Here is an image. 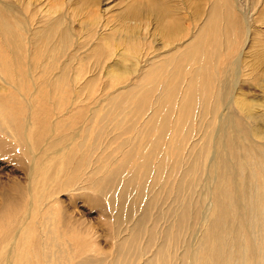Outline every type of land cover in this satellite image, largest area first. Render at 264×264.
Instances as JSON below:
<instances>
[{
	"label": "bare ground",
	"instance_id": "obj_1",
	"mask_svg": "<svg viewBox=\"0 0 264 264\" xmlns=\"http://www.w3.org/2000/svg\"><path fill=\"white\" fill-rule=\"evenodd\" d=\"M148 2L146 12L161 21V33L167 38V43L175 42L176 37L182 33V28L180 21L178 22L179 19L173 17L174 10L171 5L162 0H148ZM140 9L142 12L141 7ZM13 10V5L0 1V17L11 21L17 29L19 28L18 15L15 13L17 10H14L15 12ZM138 10L139 7L134 4L128 6L127 12L133 17L139 14ZM234 11H237V14ZM128 13H124V16H129ZM244 19L241 10L236 9L230 0H212L208 16L189 42L184 43L185 46L182 48L172 49V53L167 52L157 59L158 61L150 62L151 65L141 77L150 85L134 84L128 90L119 93L120 99L114 101V106H118L120 110L124 109L126 113H123L124 116L129 113L131 116L135 112L145 110L150 97L154 96L149 124L144 123L143 126L145 125L146 128L142 126L139 134L154 131L156 136L146 140L147 143L144 146L146 151L140 164L128 172H125L123 164L108 168L101 177L94 174L88 176L89 187L94 195V200L91 199V201L97 204L99 195H101L106 202V210L114 212V232L119 234L129 221L132 224L128 234L121 238L120 251L136 254L135 261H137L138 253L141 251L145 253V247H147L139 248L137 252L133 251L135 246L132 245L140 238L142 231L148 236L147 245L161 237L162 240L158 241L153 257L142 261L141 264H264V113H258L253 106L254 103H248L244 97L238 96L235 102L240 111L244 113L246 120L236 121L229 112L223 114L222 105L231 99L232 87L237 86L238 75L237 68H233L232 72L227 71L231 66L229 57L217 66L218 58L222 57L221 53L227 51L232 45L229 40L230 32L236 39L244 33ZM34 32V48L40 41L42 48L37 46L33 57L37 59L42 56L38 60L39 64L50 72L53 65L47 57L48 54L51 52L61 54L66 51L70 44L68 38L72 31L68 25L63 23V19L58 17L47 20L43 29ZM8 34H13V30L6 22H2L0 41L8 57L0 53V81L8 85L9 89L4 95L0 93V138L12 140L13 147L17 143L22 144L27 141L26 151L25 149L20 151L24 154L23 161L30 163V173H35L37 157L33 149L38 145L43 147L42 140L45 138L43 136L48 135L54 129L50 126L51 120L44 121L48 112L43 106L35 105L31 101L30 105L33 108L37 106L39 109H32L31 113H28L24 111L25 107L18 99L19 97H31L21 89L22 84L20 83L21 80L28 79L29 72L17 73L16 66L20 62L21 54H24L21 53V48L9 45L12 39L5 38ZM54 36H57L55 44L52 43ZM236 43H238L237 40ZM100 44L95 45L93 55L91 54L95 61H97L96 57L99 58L106 54L105 46ZM125 45L126 48L136 49L135 36L130 35ZM66 63L62 64L58 75L53 80L55 94L68 85L69 73L66 71ZM114 66H118V70L121 68L119 63ZM221 69L223 71H220ZM75 78L73 76V80ZM95 78L91 81L96 80ZM46 79L48 78L45 77ZM40 84L42 87L47 85L45 81ZM3 87H0V91L7 88ZM137 91L139 96L135 98L132 107H127L121 98L123 101L133 99ZM60 98L63 99V95ZM72 99L74 100L75 96ZM18 104L24 116L19 114ZM123 119L126 121L127 118ZM123 119L115 121L116 125H120ZM125 123L124 126H127ZM32 124L30 129L29 126ZM57 125L60 127L63 124L58 122ZM170 131L175 132L167 145L171 149V162L165 155L167 149L163 147V140L170 134ZM28 132L31 135L29 138ZM139 134L137 135L136 131V135L139 136ZM136 135L133 139L123 138L119 145L127 146L130 151L142 147L143 141ZM224 136L227 137L226 141L223 140ZM4 142V140L0 141V149ZM226 145L232 147L230 155L226 152ZM79 146L82 148L81 144ZM57 148L56 144L50 143L43 151L53 150V153H56ZM153 151L164 154L156 164L154 163V168V164L150 162ZM213 163L226 164L227 167L222 171L215 169L213 172V177L222 179V191H218L220 195L211 205L210 191L204 193L206 196L203 197V201L206 213L208 212L206 215L205 212L193 206L191 199L195 194L197 178H202L204 170ZM68 165L64 167L68 168ZM179 166H183V171L179 172L181 174L179 181L172 185L170 175L175 174ZM99 172L100 167L96 169V173ZM43 175L44 179H51L53 176L48 170L44 171ZM77 179L81 180V176H78L77 171L72 168L65 179L59 181L58 188L67 191ZM226 187H230L231 190L227 191ZM59 189H56V192H59ZM147 190L151 192V198L139 206ZM27 191V194L31 196V188ZM49 192L41 196L44 199L42 207L36 203L40 198L31 197L28 202L24 199L21 203L26 206V212L16 214L12 208L14 215H22L21 217L25 220L36 218V214H40L41 221L38 220L37 223H40L44 230L40 228L42 231L38 236L36 230L32 234L33 239H30L34 256L23 255L16 251L17 236L10 246L9 244L7 246V238L6 246L14 249L4 252L3 264H25L27 261L33 264H53L52 256L58 264L63 261L65 231L59 232L57 219L53 220L49 216L51 213L49 199L52 197ZM199 196L200 194L197 197ZM182 197L185 199H181ZM155 206L158 210L152 213L151 209ZM10 211L8 208L4 210L5 213ZM137 211L140 213L134 217ZM151 216H154L155 223L150 227L148 225L144 230ZM164 221L165 225L162 226ZM35 222L31 221L34 226ZM196 224L199 226L197 227ZM26 238L23 241L29 244L30 240ZM37 258L45 261H38ZM88 261L90 262L91 258Z\"/></svg>",
	"mask_w": 264,
	"mask_h": 264
},
{
	"label": "rangeland",
	"instance_id": "obj_2",
	"mask_svg": "<svg viewBox=\"0 0 264 264\" xmlns=\"http://www.w3.org/2000/svg\"><path fill=\"white\" fill-rule=\"evenodd\" d=\"M0 1L13 5V9L17 10L16 12L13 11L18 15L17 23L19 28L15 29L11 21L1 17L0 24L6 22L13 30V34L5 36L7 39H12L9 45L19 47L24 51H21L24 55L21 54L20 62L16 66L17 73L29 72L27 75L29 76L28 79L21 80L20 83L22 84L21 89L31 97H19L18 99L22 101L25 107L24 111L28 113H31L32 109H39L37 106L33 108L30 105L31 101L35 105L43 106L48 112V116L44 118V121L49 122L51 120L50 126L54 129L48 135L43 136L45 137L42 140L43 147L38 145L37 148L33 149V153L37 157L35 173H30V163L23 161L24 154L20 151L23 149L26 151L27 141L22 144L17 143L14 148L12 140L0 138V141H5L0 149V248L4 245L0 249V264H3L4 252L13 251L14 248L7 246L14 242L16 236V251L21 252L23 255L34 256L31 250L32 244H30L32 240L30 239H33L32 234L36 230L37 236L42 231L40 228L44 230V227L37 223L39 222L38 220L41 221L40 214H36V218H29L31 221H36L34 226L30 220H25V218L21 217L22 215H14L12 208L16 214L26 212V206L21 203L24 199H27L28 202L31 197L34 199L40 198L38 202H35L42 207L44 199L41 196L42 194L47 195L49 191L54 192H49L52 194L51 199H49L51 206L49 216L53 220L57 219V230L59 232L65 231V255L63 261L59 264H141L142 261L153 257L158 241L162 240L161 237L147 245L148 236L142 231L140 238L132 245L133 247L135 246L133 250L135 252L139 248L147 246L145 247V253L144 251L138 253L137 261H135L136 254L120 251L121 238L128 234L132 224L129 221L119 234L114 232V212L106 210V202L101 195H99L97 204L91 201V199L94 200V195L91 187H89L88 176L94 174L101 177L108 168L123 164L125 172H128L131 168L140 164L146 151V147H144L146 146L145 143H147L146 140L156 136L154 131L148 134H139L143 124L148 123L154 106V96L150 97L149 104L145 110L135 112L131 116V113L124 116L126 114L124 109L120 110L118 106H114V101L120 99L119 93L128 90L134 84L150 85L141 78L151 65L150 62L158 61L157 59L167 54V52L172 53L174 48L184 47V43L187 44L189 42V39L194 36V33L208 16L212 0H162L171 5L174 10L173 17L177 20L179 19L178 22L180 21L182 28V33L176 37L177 40L169 44L166 41L167 38L161 33V21L146 12V5L149 4L148 0ZM230 2L236 9L241 10L245 18V25L244 33L237 39L230 32L229 40H231L232 45L227 51H220V53L222 52V57L218 58L217 61V66H219L227 57L231 58V66L227 71L232 72L233 68H237L238 75L237 86L233 85L232 87L231 99L222 105L221 110L223 114L229 112L236 121H245L244 113L240 111L235 102V98L238 96L244 97L248 103H254L253 106L258 113H264V0H230ZM134 4L139 7V14L133 15L135 18L127 12L128 6ZM234 12L237 14V11ZM124 13H128L129 16H124ZM58 17L63 19V23L68 25L72 32L70 33L71 37L69 36L68 38L70 44L66 51L61 54H56L55 52L48 54L47 57L53 65L49 72L47 68L39 64L38 60L42 56L40 58L37 56V59L33 57L38 48L37 46L42 48L40 45L41 41L34 48V31L43 29L47 20ZM129 34L135 36L136 49L133 48L132 50L125 47L127 39L130 37ZM53 38L55 39H53L54 42L52 41V43L55 44L57 36ZM122 38L124 39L123 41ZM236 40L238 43H236ZM97 44L106 47H104L106 54L103 55L104 58L103 56L96 57L97 61H95L91 54ZM114 46L116 49H114ZM0 53L2 56L8 57L1 41ZM63 63L67 64L66 71L69 73L68 85L55 94L53 80L58 75ZM118 63L121 71L120 69L118 70V66H114ZM30 64H33V66H30ZM80 64L81 66H79ZM220 71L223 70L221 69ZM73 76L74 78L76 77L74 80ZM45 77L48 79L45 80ZM220 77H222L221 74ZM69 78L71 79L69 80ZM93 78L96 80L92 82L91 79ZM44 81L47 85L42 87L40 83H44ZM0 85V87L4 86L3 88L7 87L0 91L4 95L8 92L9 87L1 81ZM61 95H63V99L60 98ZM72 95L75 96L74 100ZM138 96L137 91L133 99L130 98L128 101L124 99L123 101L121 98V101L127 107H132L135 98ZM17 110L21 116H24L19 104ZM122 116L127 118L126 121ZM118 119H123L129 128L126 125V127L124 126V121L120 123L121 126H117L115 121ZM58 122L63 125L59 127L57 125ZM33 124L29 126L30 129ZM136 131L139 136L136 135ZM133 133L143 141L142 147L130 151L127 146L119 145L123 138L131 137L133 139L135 137ZM173 135H175V132L170 131V134L163 140V147L167 149L165 155L168 156V161L170 162L171 149L167 145ZM30 136L28 132V138ZM226 139L227 137L224 136L223 140L226 141ZM50 143L58 146L56 153H53V150L43 151ZM79 144L82 145V148H80ZM20 146L22 147L19 148ZM231 151L232 147L226 145L228 155H230ZM44 153L46 155H43ZM163 156V153L153 151L150 162L156 164L157 160ZM95 158H97L96 161L94 160ZM66 164H69L68 168L64 167ZM98 167H100V172L96 173ZM226 167V164L220 163H213L207 166L202 178H197L195 194L191 199L193 200V206L206 213L203 201V197L206 196L204 193L210 191L209 202L211 205L220 195L218 191H222V179L213 177V172L215 169L222 171ZM72 168L77 171L78 176H81V180L77 179L69 190L62 191L58 188L59 181H63ZM46 170L53 174L51 179H44L45 174L43 175V172ZM182 171L183 166H179L175 174L170 175V183L172 185L179 181L181 176L179 172L181 173ZM29 188L32 191L31 196L27 194ZM71 188L74 189L71 191ZM56 189H59V192H56ZM226 189L227 191L231 190L230 187H226ZM198 194H200L199 197H197ZM150 196L151 192L147 190L139 206L148 202L151 198ZM181 199H185V197ZM7 208L11 210L9 213L4 212ZM157 210L155 206L152 207L151 212L156 213ZM139 213L140 211H137L134 217H137ZM154 223V216H151L144 230L148 225L150 227ZM163 225H165V221ZM196 226L198 227L199 225L196 224ZM25 238L30 240L29 244L23 241ZM6 240L8 241L7 246ZM89 258H91L90 262L88 261ZM52 259L54 261L53 264H58L53 256ZM37 260L45 261L39 258ZM10 261L12 260L10 259ZM25 264H33V262L27 261Z\"/></svg>",
	"mask_w": 264,
	"mask_h": 264
}]
</instances>
